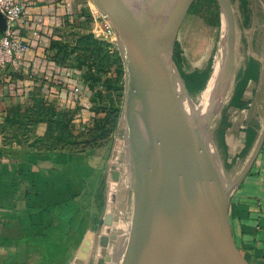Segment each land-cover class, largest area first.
I'll list each match as a JSON object with an SVG mask.
<instances>
[{
  "label": "rangeland",
  "instance_id": "obj_1",
  "mask_svg": "<svg viewBox=\"0 0 264 264\" xmlns=\"http://www.w3.org/2000/svg\"><path fill=\"white\" fill-rule=\"evenodd\" d=\"M185 1L165 0L157 15L163 16L166 12L169 13L166 19L173 20ZM80 3L82 20L75 30L69 32L64 50L72 55L73 63L88 82L85 98H89L92 105L90 112L83 113L89 116L88 119L80 122L77 128L73 125L72 129L66 124L69 117L58 116L61 111L53 107L52 112L62 122L55 126L50 143L52 147L77 153L93 145L104 147L99 156H102V178L107 186L106 190L105 186L98 190L94 208L86 215L88 218L92 216L88 219L92 225L77 235V241L62 242L60 264H193L184 255L188 241L181 221L157 183L147 176L141 180L140 153L131 146L130 131L120 127V120L125 115L127 72L118 35H106L103 22L108 18L96 0H80ZM171 34L167 48L181 73L187 94L196 106L202 104L212 88L214 72L216 89L225 66L229 86L225 97L207 111L205 131L209 139L208 150L212 149L219 163L217 168L222 173L217 174V179L220 176L223 180L224 189L232 185L227 201L229 211L231 197L239 185L238 179L241 181L244 176V169L238 166L237 161L228 160L224 134L230 128L232 94L236 91L232 100L236 102L245 87L244 69L250 60L262 58L264 0H191ZM250 69L251 66L248 67ZM219 85L214 92L215 98L220 91H224L223 88L219 91ZM255 97L260 98V102L253 106L252 114L255 116L251 126L256 127L258 133H263L264 92ZM21 118L13 115L6 125L0 127L4 142L26 140V122ZM113 165L120 171L119 186L130 190L124 216L119 214L120 191L116 192L115 202L108 200L109 171ZM239 170L242 174L240 178L237 176ZM102 218L117 235L116 239L109 240L107 246L101 245V238H97ZM88 240L89 245L86 244Z\"/></svg>",
  "mask_w": 264,
  "mask_h": 264
},
{
  "label": "crops",
  "instance_id": "obj_2",
  "mask_svg": "<svg viewBox=\"0 0 264 264\" xmlns=\"http://www.w3.org/2000/svg\"><path fill=\"white\" fill-rule=\"evenodd\" d=\"M81 12L80 0H31L27 22L18 31L25 47L14 64L0 70V127L13 115L26 122L25 141L8 143L0 136V264H60L62 242L77 241L92 225L86 215L98 190H106L99 156L104 147L79 153L48 149L37 140L47 136L49 122H33L37 99L73 116L71 129L89 117L83 114L92 105L85 98L88 82L64 50ZM261 54L244 69L239 100L232 102L236 91L232 94L224 134L228 160L244 169L230 200L229 224L245 264H264V130L251 126L253 106L260 102L255 95L264 92Z\"/></svg>",
  "mask_w": 264,
  "mask_h": 264
},
{
  "label": "water",
  "instance_id": "obj_3",
  "mask_svg": "<svg viewBox=\"0 0 264 264\" xmlns=\"http://www.w3.org/2000/svg\"><path fill=\"white\" fill-rule=\"evenodd\" d=\"M96 1L115 27L126 65L125 115L120 127L130 131L165 186L189 238L190 247L182 249L185 257L187 255L193 264H245L230 231L227 211L230 192L222 189L220 176L217 179V173L210 171L206 161L202 162V158H206L204 154L209 152L208 136L198 140L197 135L183 127L185 105L182 103L184 95L190 97L167 48L172 34L165 42L166 36L158 30L155 18L165 0ZM190 1L184 2L175 26ZM5 29L6 19L0 12V31ZM158 33L162 34V41ZM119 178L120 171L113 165L109 171L108 200L115 202L119 190V214L124 216L130 190L119 186ZM97 238H101L103 246L117 238L104 218L100 221Z\"/></svg>",
  "mask_w": 264,
  "mask_h": 264
},
{
  "label": "bare ground",
  "instance_id": "obj_4",
  "mask_svg": "<svg viewBox=\"0 0 264 264\" xmlns=\"http://www.w3.org/2000/svg\"><path fill=\"white\" fill-rule=\"evenodd\" d=\"M178 13L179 12H177V15H178ZM168 14L169 13L164 12L163 16H158L157 13H155V18L157 20V28L164 36H166L165 42H167L169 40L170 35L172 33V29L175 26V22H176V18H174L173 20H167L168 18L166 19V15H168ZM177 15H176V17H177ZM161 33H158L159 34L158 38L162 41L163 40V36H162ZM217 68H218V63H216V69ZM216 69H215V71H216ZM220 76H221V78L219 80L220 81V85H219V81H217L216 89H218V85H219V87H220L219 91L221 90V88H223L224 91L223 92L220 91L216 98H215L216 95L214 93L215 90H216V89H214V87H215V83H214L215 82V72H214V74L211 77L212 78L211 79L212 88L209 89L210 91L208 90L209 93L207 92L206 97H205L204 101L202 102V104L200 106H196L194 103H192V101L190 99L187 98L186 95H184L185 100H184V103H182V104L185 105V109H184L185 110L184 111L185 112V117H184L185 118L184 119L185 122H184V126L183 127L186 126L187 127V131H190L192 133V135L193 134H195V136L197 135L196 139H198V140H199V138L202 139V137H204V136L207 137L208 136L207 132L205 131V119L207 118V111L209 109L211 110L216 103H218L221 99H223L225 97L226 92H227V87L229 86V83H228V77H226L225 66H223V70H222V73H221ZM217 80H218V76H217ZM182 91L184 93L183 89H182ZM217 93H218V90H217ZM179 122H181V121H179ZM130 139H131L130 141H131L132 148L136 149L140 153V156H141V157H139V160H140L139 164L141 165V168H142V170H141L142 171L141 172V180H142V177H143V180H145L146 176L149 179H153L157 183L156 185L160 187L162 193H164L166 195V198H167L168 202L170 203V207L172 209H174L176 215L178 216L177 211L175 210L172 202L170 201V199H169V197L167 195V192L165 190V186L162 184L161 180L159 179L157 172L147 162V160L145 159V157L141 153L140 149L138 148L137 144L135 143V140L133 139L132 135H131ZM208 141H209V139H208ZM205 150H206V148H205ZM209 151H210V149H209ZM212 152H213L212 149L208 153L206 151L207 154H204L206 156V158L205 157L202 158V160H203L202 162L206 161V163L210 167V171H212L213 173L216 172L219 175V173H221L220 168H217L219 163H218V160L213 156ZM146 169L149 172L148 174H146ZM221 185H222V189L225 190V191H228V192L232 188V185H231L230 187H227V189H224L223 180H221ZM178 218H179V216H178ZM179 220H180V218H179ZM183 230H184V233H185L184 227H183ZM185 235H186V233H185ZM186 237H187V235H186ZM188 239L189 238L187 237L188 246L190 247ZM86 244L89 245L90 241L88 240ZM138 247H140V246H138Z\"/></svg>",
  "mask_w": 264,
  "mask_h": 264
},
{
  "label": "built area",
  "instance_id": "obj_5",
  "mask_svg": "<svg viewBox=\"0 0 264 264\" xmlns=\"http://www.w3.org/2000/svg\"><path fill=\"white\" fill-rule=\"evenodd\" d=\"M31 0H0V12L6 19V29L0 31V70L14 64L17 55L24 49L18 37L20 25L27 22L28 8ZM107 36L116 34L113 23L107 19L103 22Z\"/></svg>",
  "mask_w": 264,
  "mask_h": 264
},
{
  "label": "trees",
  "instance_id": "obj_6",
  "mask_svg": "<svg viewBox=\"0 0 264 264\" xmlns=\"http://www.w3.org/2000/svg\"><path fill=\"white\" fill-rule=\"evenodd\" d=\"M37 103V110L35 111V120H33V122L37 121V120H45L48 121L50 124L49 127V132L47 134V136L45 138H41L37 141H42L46 143V146L48 149L51 150H61V151H66L65 148H56V147H52L51 143H50V138H52L54 130H55V126H58L61 124L62 119H60L58 116L61 114V116H68L69 119L66 121L67 125L71 126V120H72V116H69L68 114L64 113V112H59L58 116L55 115V113L52 112V110H54V108L50 105H45V103L41 100V99H37L36 100ZM57 116V117H56ZM18 142H23L21 140H17ZM6 217V216H5ZM7 217H10L9 215Z\"/></svg>",
  "mask_w": 264,
  "mask_h": 264
}]
</instances>
